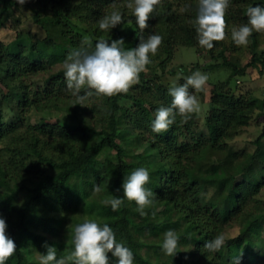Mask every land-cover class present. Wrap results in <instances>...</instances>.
Returning a JSON list of instances; mask_svg holds the SVG:
<instances>
[{
  "label": "trees",
  "instance_id": "trees-1",
  "mask_svg": "<svg viewBox=\"0 0 264 264\" xmlns=\"http://www.w3.org/2000/svg\"><path fill=\"white\" fill-rule=\"evenodd\" d=\"M25 1L43 36L30 46L0 42V215L17 245L6 264H39L46 243L56 246L58 256L70 254L75 225L84 219L108 223L134 252V264H234L237 256V264H259L264 205L253 195L264 185V127L250 156L230 141L256 111L264 114V98L236 92L248 68L264 69V30L237 45L231 29L246 23L247 8L264 0H228L225 38L211 49L197 42L199 0H158L145 29L135 23L129 0ZM0 3L1 25L8 6L21 2ZM113 10L122 13L123 26L100 30L98 19ZM121 28L129 32L127 48L152 33L163 39L127 92L105 96L85 87V99L78 100L67 88L64 67L52 71V65L73 51H91L98 40L122 37ZM179 45L205 51L207 68H226L228 76L212 82L207 132L196 125L194 112L177 115L167 130L154 133L155 109L170 105L172 97L157 82L159 75L147 71L165 68ZM140 166L149 170L153 203L145 215L127 199L113 210L105 201L122 196L124 176ZM231 219L238 220L239 232L218 251L205 248ZM168 229L179 237L174 256L161 250Z\"/></svg>",
  "mask_w": 264,
  "mask_h": 264
},
{
  "label": "clouds",
  "instance_id": "clouds-1",
  "mask_svg": "<svg viewBox=\"0 0 264 264\" xmlns=\"http://www.w3.org/2000/svg\"><path fill=\"white\" fill-rule=\"evenodd\" d=\"M24 3L25 0H20ZM158 0H129L128 7L132 10L135 23L140 29H145L150 14ZM228 0H199L195 16L197 42L199 45L211 49L213 41L225 38V10ZM247 22L231 29V39L237 45H246L248 38L255 30H264V2L249 6L246 12ZM124 21L119 10L104 14L97 21L100 30L108 32ZM162 36L152 33L147 38L139 39L135 47H126L123 37L118 39H101L95 43L94 49L89 51L82 48L71 52L64 60V76L67 88L78 100L83 101L85 95L82 88L94 90L97 95L112 96L127 92L136 83L139 74L151 62L150 54H155L162 42ZM209 77L207 73L194 71L187 76L184 83H175L168 89L172 97L168 106L161 105L155 109L154 118L150 122L151 131L160 133L169 128L177 115L187 117L188 114L199 110V101L190 88L202 90ZM87 94H91L89 91ZM150 180L149 170L140 166L124 176L121 183L122 196H113L106 200L113 210H116L125 199L134 201L137 210L145 215L144 209L153 203V190L146 187ZM120 189H117L119 192ZM7 223L0 215V264H6L17 245L7 234ZM223 234L216 235L204 243L209 251L220 250L225 244ZM179 237L174 229L163 233L161 250L174 256L178 251ZM46 252L38 255L39 264H134V252L123 242L116 239L113 228L108 223H98L95 219H84L77 223L72 235V250L68 255H57L54 245L45 244ZM109 253L111 255H109ZM238 256L234 260L237 264Z\"/></svg>",
  "mask_w": 264,
  "mask_h": 264
},
{
  "label": "rangeland",
  "instance_id": "rangeland-1",
  "mask_svg": "<svg viewBox=\"0 0 264 264\" xmlns=\"http://www.w3.org/2000/svg\"><path fill=\"white\" fill-rule=\"evenodd\" d=\"M3 12L2 5L0 3V13ZM6 18L0 25V42L7 48H15L18 41L24 42L26 46H30V42L35 39V37H42L43 31L33 22L32 11L30 9V3L25 1L17 6H8L7 12L3 13ZM121 26H123L121 24ZM122 29V28H121ZM19 34H21L19 36ZM129 32L126 29H122V37L125 40L126 45L130 44V39L128 36ZM240 57V56H236ZM249 56H245L242 60V64L248 61ZM210 59L205 51H198L195 47L190 45H179L174 49V57L171 62L165 68H156V66L151 70L147 71L149 75L155 76L159 75L157 82L159 84L166 85L167 87H172L175 83H182L187 76L191 75L194 71H200L207 73L209 79L204 85L202 90H193V94L196 95L200 107L199 110L195 112L194 121L199 129L207 132L205 126V115L208 111V102L211 96L212 82L219 80H224L228 76V70L226 68L220 69H208ZM64 67L63 63H55L52 65V71ZM203 67V68H202ZM248 77L244 80L239 79L238 87L236 92L241 94H248L251 97L264 98V69L248 68ZM232 84V83H231ZM4 108V106H3ZM6 112V110L4 109ZM264 127V114L260 113L259 110L256 111L254 118L251 123L245 127V129L237 135L230 143L238 150L244 151V157L250 156L254 150L253 139H255ZM131 152L136 150L135 146L130 148ZM254 167V166H253ZM254 169H250L248 175L253 174ZM213 190H210L211 193ZM256 199H259V205H264V185H262L259 190L253 195ZM239 222L236 219H231L230 222L225 226V231L223 235L226 237L235 236L239 232ZM264 238V232L262 233ZM264 245L261 244L262 252L259 256V264L263 263L264 260ZM256 260V261H257Z\"/></svg>",
  "mask_w": 264,
  "mask_h": 264
}]
</instances>
